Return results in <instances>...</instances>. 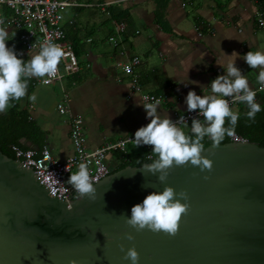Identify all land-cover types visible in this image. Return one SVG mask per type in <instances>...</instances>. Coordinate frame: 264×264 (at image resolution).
<instances>
[{
  "label": "crops",
  "instance_id": "0c3cea01",
  "mask_svg": "<svg viewBox=\"0 0 264 264\" xmlns=\"http://www.w3.org/2000/svg\"><path fill=\"white\" fill-rule=\"evenodd\" d=\"M77 2V6L64 10L63 28L66 39L77 50L81 69L50 86L36 84L35 78L29 81L28 95L35 94L37 99L33 103L26 96L20 101V108L38 125V144L23 138L24 146L28 141L32 149L47 148L54 159L67 160L74 154L71 116L83 119L89 151L133 137L137 129L150 122L140 104L145 103L143 94L169 96L166 103H160L158 112L161 118L168 115L173 120L187 109L185 97L190 90L197 95L210 92L207 88L202 91V86L224 74L218 64H225L230 59L226 55L234 51L239 54L235 64L247 76L250 86H259L258 70L250 69L239 57L248 51L264 52V33L259 27V20L264 19V0ZM107 3L117 15L121 13L126 23L118 46L109 41L116 37L118 22L110 8L104 7ZM3 29L9 33L7 46H14L17 53L19 30L7 25ZM36 53L30 52L24 61ZM135 56L141 60L135 67L141 92L133 90L131 78L116 66ZM60 103L68 107V114L59 113ZM143 147H136L133 142L127 150ZM105 163L113 171L121 161L112 152Z\"/></svg>",
  "mask_w": 264,
  "mask_h": 264
},
{
  "label": "water",
  "instance_id": "95a60500",
  "mask_svg": "<svg viewBox=\"0 0 264 264\" xmlns=\"http://www.w3.org/2000/svg\"><path fill=\"white\" fill-rule=\"evenodd\" d=\"M205 149L210 173L175 167L160 183L128 166L94 184V201L59 199L36 169L0 151V264H130L120 245H134L139 264H264V147ZM165 184L190 197L178 234L136 232L125 216Z\"/></svg>",
  "mask_w": 264,
  "mask_h": 264
},
{
  "label": "clouds",
  "instance_id": "9594fccd",
  "mask_svg": "<svg viewBox=\"0 0 264 264\" xmlns=\"http://www.w3.org/2000/svg\"><path fill=\"white\" fill-rule=\"evenodd\" d=\"M8 40L9 33L0 28V114H6L13 102L21 101L26 96L35 103L36 95H28L29 81L35 78L42 80L44 84L52 82L58 75L60 62L65 55L59 45L46 41L39 46L36 54L24 61L18 58L14 46H7ZM226 56L230 59L225 64H218L224 69V74L218 75L210 85L202 86V91L210 89L208 94L197 95L194 90L187 93V111H195L198 117L203 118L193 117L190 128L183 115L176 121L168 115L161 118L158 99L151 103H140L150 122L136 130L132 141L136 147L151 146V154L156 158L150 164H144L141 169L156 175L160 183L167 181L170 171L175 167L191 166L199 168L200 172L212 171L213 161L202 155L206 150L203 141L207 138L211 141L212 148L218 149L226 137L234 136L240 113L231 107L232 104H244L247 108L244 115L251 122H255L257 113L261 111L256 100L257 91L250 86L247 76L235 64L239 54L234 51ZM239 58L250 69L258 70L256 83L259 90L264 91V52L248 51ZM185 129L189 131L186 133ZM208 178L204 177L205 180ZM67 184L74 189L77 200L96 199V189L86 164L79 165L78 171L70 175ZM189 199L186 190L177 192L165 184L162 192L153 191L142 203L134 205L131 217L125 216V223L136 232L147 229L174 237L178 234L182 216L189 211ZM125 236L129 241L135 239L131 232ZM120 250L124 252L123 260L139 264L140 255L134 245L127 251L120 245ZM70 264L77 262L71 260Z\"/></svg>",
  "mask_w": 264,
  "mask_h": 264
},
{
  "label": "built area",
  "instance_id": "2783aa9c",
  "mask_svg": "<svg viewBox=\"0 0 264 264\" xmlns=\"http://www.w3.org/2000/svg\"><path fill=\"white\" fill-rule=\"evenodd\" d=\"M77 5V0H0V16L4 8L12 12L11 17L6 21L5 25L14 26L19 30L18 39L20 48L17 51L18 58L24 60L30 52H38L39 46L46 41L59 45L65 53L60 62L57 77L48 84H44L42 80L36 79V84L50 86L54 83H61L64 78L75 75L80 71L81 66L74 46L66 39L63 28L64 10ZM110 6V3H107L104 7L109 9ZM259 27L264 33V19L259 20ZM125 30L126 23L123 21L118 22L116 24V37L109 38V41L114 46H118L119 37ZM140 63V58L135 56L127 63L119 62L116 65L131 78L132 88L136 92H141L140 76L135 70V67L140 65ZM254 90L257 91V95H264V91H260L259 86ZM156 99L160 103H166L169 100V96L142 95V100L145 103L154 102ZM234 105L236 104H232L231 107ZM57 108L60 114L65 115L69 113L68 107L63 103L58 104ZM181 115L187 120L188 125L191 124L193 117L203 119L202 117H198L197 112H188L185 109L183 112L177 114L173 121L178 120ZM71 118V141L74 154L65 161L61 162L54 159L47 148L38 151L32 148L12 147L15 159L20 160L24 165L36 169L57 197L65 201L77 198L74 189H72L71 185L67 184V180L71 174L78 171L79 165H87L91 180L95 184L109 176L112 172L105 163L106 156L112 152L125 153L128 145L133 143L132 140L135 139V136L129 137L115 143H107L102 148L89 151L86 148L83 119L75 116H71ZM244 141L246 140L237 134L231 137V142ZM143 146L149 151L148 158L151 156L152 159L151 146Z\"/></svg>",
  "mask_w": 264,
  "mask_h": 264
},
{
  "label": "trees",
  "instance_id": "16d2710c",
  "mask_svg": "<svg viewBox=\"0 0 264 264\" xmlns=\"http://www.w3.org/2000/svg\"><path fill=\"white\" fill-rule=\"evenodd\" d=\"M112 17L120 22L123 20L121 13L117 15L115 9L110 7ZM12 12L7 8L2 9L0 16V28L5 26L6 21L11 17ZM17 47H20L19 39L16 41ZM19 49V48H18ZM17 49V50H18ZM76 54L77 50L74 48ZM257 102L261 106V111L257 113L255 122L249 121L244 115L247 108L244 104L234 105L240 113V119L235 129V134L244 138L247 141L258 144L264 147V95L256 96ZM27 138L38 144V125L30 119L27 111L20 108V101L13 102V106L6 114H0V151L10 158L15 159V154L12 150L13 146L27 148L22 143V139ZM231 142V137H226L221 144ZM205 148L211 145V141L205 138L203 141ZM116 157L121 161L120 165L111 173L124 169L128 166L140 167L144 164L151 163L156 157L152 155V159L148 158L149 151L144 147L135 151L128 150L125 153L115 152Z\"/></svg>",
  "mask_w": 264,
  "mask_h": 264
}]
</instances>
